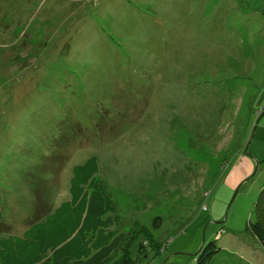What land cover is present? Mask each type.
Returning a JSON list of instances; mask_svg holds the SVG:
<instances>
[{
  "label": "rangeland",
  "instance_id": "374dc122",
  "mask_svg": "<svg viewBox=\"0 0 264 264\" xmlns=\"http://www.w3.org/2000/svg\"><path fill=\"white\" fill-rule=\"evenodd\" d=\"M92 156L136 264L251 242L264 0H0V226L22 235L70 199ZM144 231L168 247L138 257Z\"/></svg>",
  "mask_w": 264,
  "mask_h": 264
},
{
  "label": "trees",
  "instance_id": "16d2710c",
  "mask_svg": "<svg viewBox=\"0 0 264 264\" xmlns=\"http://www.w3.org/2000/svg\"><path fill=\"white\" fill-rule=\"evenodd\" d=\"M70 199L44 218L32 221L22 235L0 226V264H136L132 252L137 232L114 229L119 216L92 156L73 168ZM256 220L246 230L264 248V186L255 203ZM155 226L162 222L160 218ZM212 240L204 244L193 264H243L235 250ZM163 246L144 231L137 255L159 253Z\"/></svg>",
  "mask_w": 264,
  "mask_h": 264
},
{
  "label": "crops",
  "instance_id": "0c3cea01",
  "mask_svg": "<svg viewBox=\"0 0 264 264\" xmlns=\"http://www.w3.org/2000/svg\"><path fill=\"white\" fill-rule=\"evenodd\" d=\"M232 235H234V237L231 236L230 239L232 240H230L229 242L232 241L231 246H233V248L225 244L222 245L235 250L238 256H240L242 259L244 257L248 258V260L243 259V264H264V248L258 243V241L254 237L249 236L251 242H249L248 239L243 242L241 239L238 240V233H234ZM220 240L222 242V238ZM234 240L240 241L242 243H235Z\"/></svg>",
  "mask_w": 264,
  "mask_h": 264
},
{
  "label": "built area",
  "instance_id": "2783aa9c",
  "mask_svg": "<svg viewBox=\"0 0 264 264\" xmlns=\"http://www.w3.org/2000/svg\"><path fill=\"white\" fill-rule=\"evenodd\" d=\"M204 209L207 210L208 209L207 206H205Z\"/></svg>",
  "mask_w": 264,
  "mask_h": 264
},
{
  "label": "bare ground",
  "instance_id": "6f19581e",
  "mask_svg": "<svg viewBox=\"0 0 264 264\" xmlns=\"http://www.w3.org/2000/svg\"><path fill=\"white\" fill-rule=\"evenodd\" d=\"M125 148V147H124Z\"/></svg>",
  "mask_w": 264,
  "mask_h": 264
}]
</instances>
